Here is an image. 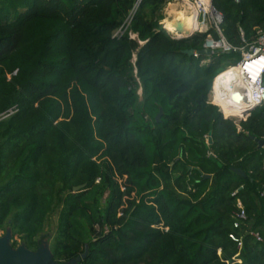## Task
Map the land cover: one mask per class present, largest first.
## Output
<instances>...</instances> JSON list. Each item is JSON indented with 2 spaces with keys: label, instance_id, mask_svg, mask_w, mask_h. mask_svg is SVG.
Returning a JSON list of instances; mask_svg holds the SVG:
<instances>
[{
  "label": "trees",
  "instance_id": "16d2710c",
  "mask_svg": "<svg viewBox=\"0 0 264 264\" xmlns=\"http://www.w3.org/2000/svg\"><path fill=\"white\" fill-rule=\"evenodd\" d=\"M137 1L0 0V231L58 264H264V106L238 128L209 103L241 55H187L205 35ZM213 4L235 47L264 29V0Z\"/></svg>",
  "mask_w": 264,
  "mask_h": 264
},
{
  "label": "built area",
  "instance_id": "2783aa9c",
  "mask_svg": "<svg viewBox=\"0 0 264 264\" xmlns=\"http://www.w3.org/2000/svg\"><path fill=\"white\" fill-rule=\"evenodd\" d=\"M236 4H239L242 0H233ZM141 0L137 1L134 11L137 9ZM172 5H177L178 8L183 7L187 11V17L194 19V27L188 34H183L177 29V25L180 21H175L171 18L174 25L171 29L166 28L168 19V9ZM164 14H161L159 24L161 29L164 30L171 39L180 41L190 39L196 35H205V39L202 44V50H210L212 55L215 54H233L240 53L241 59L235 65L226 69L223 73L218 75L212 84L209 93V103L217 106L219 110L225 115L223 107L217 103L221 101L229 108H238L241 106L243 112L245 110H254L258 107L264 106V29L257 30L256 39L248 43L245 39L244 33L241 30V38L244 43L242 47H235L224 37L221 25L223 23V14L214 6L213 0H167L162 7ZM134 11L126 19L125 24L127 27L130 25ZM175 21V22H174ZM182 24V23H181ZM200 24L201 26H199ZM185 28V26H184ZM124 34V30L119 29L115 33V37H120ZM135 34H131V38L136 39ZM142 44V43H141ZM201 50V51H202ZM201 54L194 50L195 58H199ZM207 56V55H204ZM136 55L133 57V63L136 62ZM208 60H204L203 64ZM235 70L236 74L232 75V78L225 79V82H221V92L215 90V82L219 76ZM235 88H239L243 94V100L241 103H236L232 99V95ZM139 96H142V88L138 90ZM242 112V114H243ZM228 119H235L234 123L240 128L241 121H245L249 114L242 116H227ZM235 195V194H234ZM238 211L235 213L234 228H239L241 225L246 224L248 215L241 203L238 204ZM257 241L261 242L262 237L259 233L252 232ZM230 238L238 245V248H242V239L231 234Z\"/></svg>",
  "mask_w": 264,
  "mask_h": 264
},
{
  "label": "water",
  "instance_id": "95a60500",
  "mask_svg": "<svg viewBox=\"0 0 264 264\" xmlns=\"http://www.w3.org/2000/svg\"><path fill=\"white\" fill-rule=\"evenodd\" d=\"M182 24L179 23L177 25V29L179 32L182 31ZM185 53L189 56H194V50H186ZM201 54L210 56L212 52L210 50H202L200 51ZM232 99L236 103H241L243 100V94L241 93L239 88H235ZM252 110H245L243 112V115H247L251 113ZM162 110L157 115L156 119L157 122L161 121L162 117ZM255 140V138H253ZM258 143L259 148H264V139L261 140H255ZM207 143L211 145L213 143L212 139V132L209 133ZM234 171L241 175L245 176L243 171H240L238 169H234ZM206 177H210L209 175H206ZM84 188V185L77 186L74 188L75 192L80 191ZM12 232L10 230H7V233L3 238L0 239V264H58L53 260V256L50 250H48V245H45L41 250H38L36 252L29 251L24 244H22L18 249H13L10 245V239ZM85 256L83 255V258ZM69 264H77V261H72Z\"/></svg>",
  "mask_w": 264,
  "mask_h": 264
},
{
  "label": "bare ground",
  "instance_id": "6f19581e",
  "mask_svg": "<svg viewBox=\"0 0 264 264\" xmlns=\"http://www.w3.org/2000/svg\"><path fill=\"white\" fill-rule=\"evenodd\" d=\"M168 21H167V24H166V28H168V29H171L172 27H173V25H174V23H173V21L171 22V18H174V20L175 21H180L181 23H183V25H182V32H183V34H188V33H190L191 32V29L194 27L193 25L195 24L194 23V19L192 18V17H187V11L183 8V7H180V8H178L177 7V5H172L169 9H168ZM174 21V22H175ZM199 26H201L200 24H198ZM184 26H185V28H184ZM234 72V73H233ZM234 74H236V72H235V70H233L232 71V73H231V75H229V76H226V78L225 79H227V78H232V75H234ZM225 79L223 80V82H225ZM221 84V83H220ZM220 84L217 86V90H218V92H221V87H220ZM219 102V104L220 103H222L221 105H223L224 106V108L229 112V113H231V111L235 114V116L237 115V117L238 116H242L243 114H242V112H243V110H242V108H241V106L240 107H238V108H229L226 104H224L223 102H221V101H217V103ZM226 116H228L227 114H226Z\"/></svg>",
  "mask_w": 264,
  "mask_h": 264
},
{
  "label": "rangeland",
  "instance_id": "374dc122",
  "mask_svg": "<svg viewBox=\"0 0 264 264\" xmlns=\"http://www.w3.org/2000/svg\"><path fill=\"white\" fill-rule=\"evenodd\" d=\"M161 14H164L165 11L163 10V12H160ZM169 19H167L168 21ZM183 25V23H182ZM234 73V72H233ZM231 115V113H230ZM238 115V114H237ZM225 118H228L226 116V114L224 115ZM231 120H235V119H231ZM57 219H58V215L57 213H54L50 219H49V224L46 228V231H45V235L48 236V240L50 243H52V239L56 233V228H57ZM7 233V231H0V239L3 238L5 236V234ZM11 241H10V245L13 249H18L22 243H21V239L19 238V236H13V234L11 235ZM48 250L51 251V248H50V244H48ZM236 263H240L239 260L236 261Z\"/></svg>",
  "mask_w": 264,
  "mask_h": 264
},
{
  "label": "flooded vegetation",
  "instance_id": "af4514ba",
  "mask_svg": "<svg viewBox=\"0 0 264 264\" xmlns=\"http://www.w3.org/2000/svg\"><path fill=\"white\" fill-rule=\"evenodd\" d=\"M231 113H232L233 115H235L232 111H231ZM236 117H237V115H236Z\"/></svg>",
  "mask_w": 264,
  "mask_h": 264
}]
</instances>
